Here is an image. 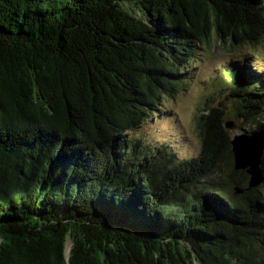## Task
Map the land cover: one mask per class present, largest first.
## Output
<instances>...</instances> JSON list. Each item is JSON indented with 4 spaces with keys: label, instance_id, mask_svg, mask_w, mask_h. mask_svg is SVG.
Segmentation results:
<instances>
[{
    "label": "trees",
    "instance_id": "trees-1",
    "mask_svg": "<svg viewBox=\"0 0 264 264\" xmlns=\"http://www.w3.org/2000/svg\"><path fill=\"white\" fill-rule=\"evenodd\" d=\"M246 48L264 0H0V264H264V182L235 170L217 100L264 134L263 72L214 74L195 157L140 132Z\"/></svg>",
    "mask_w": 264,
    "mask_h": 264
},
{
    "label": "rangeland",
    "instance_id": "rangeland-1",
    "mask_svg": "<svg viewBox=\"0 0 264 264\" xmlns=\"http://www.w3.org/2000/svg\"><path fill=\"white\" fill-rule=\"evenodd\" d=\"M250 50L252 49L250 48ZM209 55L212 56L203 61L193 86L189 87L184 94L178 95L175 101L167 105V108H170L171 111L158 117L156 121L148 122L144 129L140 131L145 140H149L152 143L160 141L173 145L175 147L174 150L180 157L190 158L197 156L201 139L195 119L200 113L204 97L215 91L209 85L208 91L205 92L206 86L211 84V78L214 74L228 66L229 63L238 61L239 65L251 66L253 70L262 71L261 78L264 79V49L254 53L246 48L237 57H234V54L230 55L229 53L216 50ZM251 56H254V58H250L252 59V61H249L250 63L242 60L244 57ZM217 100L219 103L222 102L224 106L223 110L226 113L225 123L232 126V128L227 129L231 137L244 133V129L246 131L252 130L240 117L242 106L237 107V102L229 94H225L224 98L220 96Z\"/></svg>",
    "mask_w": 264,
    "mask_h": 264
},
{
    "label": "water",
    "instance_id": "water-1",
    "mask_svg": "<svg viewBox=\"0 0 264 264\" xmlns=\"http://www.w3.org/2000/svg\"><path fill=\"white\" fill-rule=\"evenodd\" d=\"M226 129L232 128L230 124L225 125ZM231 151L234 158V168L236 171H244L250 177L248 188H255L264 182L262 160L264 157V134L256 133L250 136L240 134L232 137ZM58 220H52V224L42 223L45 227H57ZM70 245V246H69ZM72 243L68 242L67 252Z\"/></svg>",
    "mask_w": 264,
    "mask_h": 264
}]
</instances>
